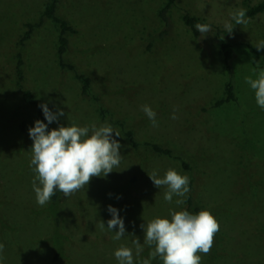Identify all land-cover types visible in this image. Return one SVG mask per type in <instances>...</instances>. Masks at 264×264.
<instances>
[{"label":"rangeland","instance_id":"1","mask_svg":"<svg viewBox=\"0 0 264 264\" xmlns=\"http://www.w3.org/2000/svg\"><path fill=\"white\" fill-rule=\"evenodd\" d=\"M49 1L0 0V264H118L114 252L122 245L133 249L138 264L151 250L135 254L141 224L170 219V208L196 214V207L220 225L210 253H197L201 264H264V110L245 82L257 78L254 68L264 70V49L254 47L264 40V12L245 17L247 25L230 15L263 0H176L165 23L158 17L165 0H56L54 15L74 30L65 33L61 62L88 78L85 95L73 72L59 67L54 23L43 19L21 42L26 24H36ZM184 11L211 31L192 36L181 22ZM225 22L233 24L231 34ZM217 32L232 45L227 66L234 99L214 106L228 81ZM21 91L31 95L49 130L93 123L118 130L119 167L69 197L57 191L55 201L37 205L28 129L39 119ZM41 104L65 115L49 124ZM142 105L155 111L157 127ZM153 145L170 154L155 153ZM169 168L190 178L183 205L176 196L165 202L166 187L156 188L148 175L163 177ZM109 205L124 220L120 240L107 229Z\"/></svg>","mask_w":264,"mask_h":264},{"label":"clouds","instance_id":"2","mask_svg":"<svg viewBox=\"0 0 264 264\" xmlns=\"http://www.w3.org/2000/svg\"><path fill=\"white\" fill-rule=\"evenodd\" d=\"M246 9L240 8L231 13V19L236 25H247ZM196 30L205 36L211 31L208 24H195ZM227 33L233 32V24L225 22ZM223 39V37H221ZM257 51L264 49V40L254 46ZM257 78L245 77V82L255 92V100L261 110H264V70L254 68ZM45 119L51 124L60 116L65 115L63 110L53 113L47 104H41ZM141 110L151 121L153 127L158 126L156 113L148 105H142ZM175 109L171 119H177ZM29 137L33 141L31 146V159L29 167L34 173L32 188L35 192L36 203L46 205L57 191L64 197H69L88 186L93 177H107L122 160L120 154L121 144L113 137H120V132L113 129L110 124L99 127L95 123L90 126H59L49 130L48 124L36 120L33 127L28 129ZM153 185L160 189L166 187L163 198L168 204L183 205L189 193L190 178L169 168L163 177H158L153 171L148 174ZM112 218L107 221V229L115 232L114 240H120L125 234L124 220L119 216L118 210L108 206ZM170 219L157 217L148 223L141 224L143 229V243L139 238L132 241L137 257L148 246L151 250L149 257L138 264H151V260L159 258L162 264H201L202 257L197 253L207 255L213 246L214 235L219 231L220 225L208 210H200L193 214L188 210L169 209ZM100 228L104 229L103 221ZM118 230H115L117 229ZM4 244L0 243V260L3 259ZM114 256L118 264H134L133 249L121 246Z\"/></svg>","mask_w":264,"mask_h":264},{"label":"trees","instance_id":"3","mask_svg":"<svg viewBox=\"0 0 264 264\" xmlns=\"http://www.w3.org/2000/svg\"><path fill=\"white\" fill-rule=\"evenodd\" d=\"M176 0H165V3L163 5V7L158 11V17L159 19L165 23L166 19H165V14L167 12V10L173 6L175 4ZM242 2L244 4H246L248 2V0H242ZM55 4H56V0H50L49 2L45 3L43 8H42V12L41 15L39 16L38 22L36 24H26L27 30L24 32L22 38H21V42L27 40V38H29L30 32L32 31L33 28H37L38 25L41 23V21L43 19H47L50 20L52 23H54L57 28H58V35H57V49H56V55L58 58V63H59V67L61 69H67L71 72H73L74 78L80 82V92L82 95H85L87 93V87H88V83L89 80L86 77H83L82 75H79L77 73H75L73 71V68L69 65H64L61 62V57L63 55V53L65 52V47H66V38H65V33H69L72 34L74 33V30L67 26L66 23L59 19L58 17H56L54 15V11H55ZM247 12H246V17L250 18L253 17L257 14H260L262 12H264V0L257 3L256 5L252 6L251 8H246ZM181 22L182 24L191 32L192 36L196 37L198 35V32L195 28V24L196 23H203V21L197 19L194 16L189 15L186 11L183 12L182 16H181ZM217 38H218V47H219V52L221 54L222 57V61L223 64L225 65V72L228 76V81L224 84V97L222 99L217 100L214 103V106H219L220 104H222L223 102H229L232 101L234 99V95H233V86L231 84V78H230V71H229V67L227 66L228 61L230 60L231 57V44L227 43V41L221 39L219 37V33H216ZM19 65H20V61L18 62L17 60V65H16V70H15V74L16 77L20 80L21 77V73L19 71ZM230 78V79H229ZM21 98L23 101H25L26 103L30 104L31 106H33L34 108H36V113L38 116V119L42 122H44L45 124L46 121L44 120L43 116L40 114L39 109L37 108V105L35 102H33L31 95L26 92V91H21ZM125 137L128 139V141L131 142V136L129 133H125L124 134ZM132 143V142H131ZM151 149L160 155H169V151L165 150V149H160L157 146H151ZM53 199L55 201V196H53ZM190 205V200H187V206ZM183 210H187V209H183ZM196 213L199 212L198 207H196L195 209H193ZM57 220H55V224L57 225ZM55 228V225L54 227ZM56 252V251H55ZM58 252H56V254L53 255V260H56V258L58 257Z\"/></svg>","mask_w":264,"mask_h":264}]
</instances>
